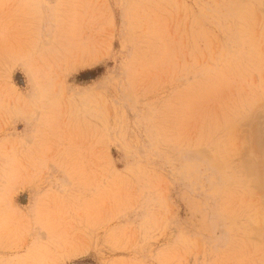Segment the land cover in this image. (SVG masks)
Segmentation results:
<instances>
[{
    "label": "rangeland",
    "instance_id": "obj_1",
    "mask_svg": "<svg viewBox=\"0 0 264 264\" xmlns=\"http://www.w3.org/2000/svg\"><path fill=\"white\" fill-rule=\"evenodd\" d=\"M0 264H264V0H0Z\"/></svg>",
    "mask_w": 264,
    "mask_h": 264
}]
</instances>
